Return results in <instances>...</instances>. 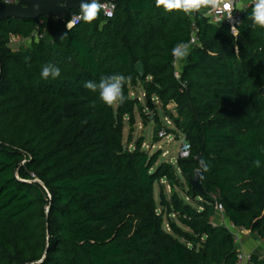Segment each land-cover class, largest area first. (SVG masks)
<instances>
[{"label": "trees", "instance_id": "trees-1", "mask_svg": "<svg viewBox=\"0 0 264 264\" xmlns=\"http://www.w3.org/2000/svg\"><path fill=\"white\" fill-rule=\"evenodd\" d=\"M113 2L112 17L71 27L79 9L0 22V264H238L231 226L264 241V29L251 8L233 36L201 13ZM194 36L178 78L172 48ZM16 37L30 43L13 49ZM49 62L58 78L41 76ZM113 73L131 79L109 107L84 84ZM138 86L171 121L155 116L158 136L190 145L176 165L157 166L144 138L133 141L136 111L149 118ZM197 170L203 192L191 185Z\"/></svg>", "mask_w": 264, "mask_h": 264}, {"label": "clouds", "instance_id": "clouds-1", "mask_svg": "<svg viewBox=\"0 0 264 264\" xmlns=\"http://www.w3.org/2000/svg\"><path fill=\"white\" fill-rule=\"evenodd\" d=\"M11 0H5L10 3ZM158 8H163L166 13L183 12L185 15L201 13L205 17L215 15L219 22L227 19L233 20V13L236 10H243L244 5L240 0H155ZM251 12L248 14V20L251 21L252 27L264 29V0H251ZM105 4L103 0H81L79 12L73 19L92 23L98 19L100 13L104 10ZM111 16V13H107ZM233 36L238 35L235 25L230 29ZM191 52L188 42H178L172 48V56L175 62L186 59ZM30 58H26L29 60ZM41 76L44 79L49 77L55 79L60 76V68L54 63H47L42 67ZM130 77L121 73H113L100 76L98 81L89 80L85 82L84 87L93 93H98L100 101L111 107L117 104H123L127 99L124 94V88L130 81ZM264 151V149H262ZM185 156L188 153L184 154ZM262 162L259 159L253 161L254 167H261ZM199 168L203 172L209 170V164L201 158L199 160Z\"/></svg>", "mask_w": 264, "mask_h": 264}, {"label": "rangeland", "instance_id": "rangeland-1", "mask_svg": "<svg viewBox=\"0 0 264 264\" xmlns=\"http://www.w3.org/2000/svg\"><path fill=\"white\" fill-rule=\"evenodd\" d=\"M27 43H30V39H25V40H13L10 44V46L13 49H18L21 47L26 46ZM191 48V47H190ZM135 93L139 98H141V103L143 104L144 111L148 115V120L145 122L144 117L140 116V113L136 111V126H135V131L133 134V141H136L138 138L143 137L144 138V147L146 150H148L151 154L157 153L158 157V162L157 166L160 165L163 162H169L173 163L176 165V160L180 156V149L183 143V140L181 137H178L174 133H170L169 136H159V139L156 140L153 136V130L156 125L157 119H155V116L157 115L158 119L160 120L161 124L163 127H171V121L167 117V114H165L162 110V108L157 105L158 110L157 112L154 111L153 109H148V106H146V101L144 100V92L142 89L139 88V86L135 89ZM158 103V102H157ZM169 109H174L173 105H170L168 107ZM155 119V121H153ZM130 127V126H129ZM129 127L126 126L124 134H125V139L128 138L129 136ZM128 142V139L126 140ZM163 183L166 185V183L163 181ZM167 195H170V189L167 187ZM158 191L159 188L157 187V197H158ZM217 220L220 221L222 224L226 223V215L223 213L221 210L219 212V215L217 217ZM229 223V222H228ZM231 226V223L228 224ZM227 225V226H228ZM238 234L241 237V242L238 244L239 249H242V244L244 246L243 239L246 240L247 242L251 239H255L254 237H251L249 233L244 232V230H239ZM256 240V239H255ZM257 248L254 249V252H257L259 254H264V243L257 238ZM252 242V241H251ZM253 252V253H254ZM252 249L250 251H247V254L252 255Z\"/></svg>", "mask_w": 264, "mask_h": 264}, {"label": "water", "instance_id": "water-1", "mask_svg": "<svg viewBox=\"0 0 264 264\" xmlns=\"http://www.w3.org/2000/svg\"><path fill=\"white\" fill-rule=\"evenodd\" d=\"M80 2L81 0H14L12 3H5L0 0V22L11 18L23 20H38L41 17L62 18L72 10L79 9ZM135 68L141 77L145 75L143 63H137ZM262 92L264 93V88H262ZM158 131L159 126H155L153 130L155 139L159 138ZM200 175L201 171H195L191 185L195 190L203 192Z\"/></svg>", "mask_w": 264, "mask_h": 264}, {"label": "built area", "instance_id": "built-area-1", "mask_svg": "<svg viewBox=\"0 0 264 264\" xmlns=\"http://www.w3.org/2000/svg\"><path fill=\"white\" fill-rule=\"evenodd\" d=\"M5 1V0H3ZM14 2V0H11L10 3ZM104 4H105V8L103 10L104 14L107 16V17H112L115 13V9H116V5L113 1H103ZM240 3L244 5V8L243 10H236L234 11L233 13V20L229 21L227 19L219 22L218 19L215 17V15L211 16V17H208L210 22L213 23V24H216V25H221V24H226V25H229L230 29L233 25H235L237 27V30H238V34H239V28L243 22V15L245 13V11L248 9V8H251L250 7V4H251V0H240ZM111 13V16H109L107 13ZM76 15V14H75ZM73 15L71 17V19L69 20L68 22V27H71V26H74L76 24H78L80 21H77L75 19H73V17L75 16ZM36 37L39 38L41 37V35H38L36 34ZM25 40V39H22L20 37H16V38H13V40ZM197 41V38L194 36L193 37V40L189 43L190 44V47L192 46V44H194L195 42ZM174 65L177 67V70L175 72V75L179 78L180 77V71L178 69V62H175L174 61ZM165 135L166 136V133L165 131H160L159 132V136H163ZM190 152V145L187 144L186 142H183L182 143V146H181V149H180V156L182 157H186L184 154L185 153H188L189 154ZM188 156V155H187ZM229 226V225H228ZM231 229L233 230V232L235 233L236 235V242L239 244L241 242V237L240 235L238 234V231H236L234 229L233 226H231ZM239 255H238V264H253L252 260H251V255L247 254L245 251H243L242 249L240 250L239 249Z\"/></svg>", "mask_w": 264, "mask_h": 264}, {"label": "crops", "instance_id": "crops-1", "mask_svg": "<svg viewBox=\"0 0 264 264\" xmlns=\"http://www.w3.org/2000/svg\"><path fill=\"white\" fill-rule=\"evenodd\" d=\"M226 225H228L229 223H228V219L226 218ZM244 232H247V233H249V235L251 236V237H254L255 239H251V241L249 240L248 242L246 241V240H244L243 239V242H244V246H243V244H242V250L243 251H245L246 253H247V251H250L251 249H252V253L254 252V249H258L257 248V238L255 237V236H253L251 233H250V231L249 230H244ZM262 242H264L263 240H261Z\"/></svg>", "mask_w": 264, "mask_h": 264}]
</instances>
